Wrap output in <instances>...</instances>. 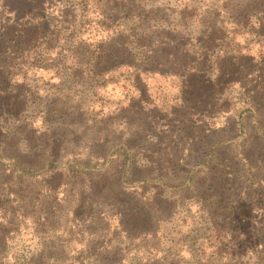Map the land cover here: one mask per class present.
Here are the masks:
<instances>
[{"label": "rangeland", "instance_id": "rangeland-1", "mask_svg": "<svg viewBox=\"0 0 264 264\" xmlns=\"http://www.w3.org/2000/svg\"><path fill=\"white\" fill-rule=\"evenodd\" d=\"M127 1L130 0L117 5L115 12L104 9L105 16H101V4H94L89 0H0V18L3 17L0 22L4 26H12V11H18L19 15L27 10L44 11L45 19L50 25H55L57 21L67 23L70 15L77 17V25L72 35L61 32L60 42L53 41L48 46L41 47L43 54L47 55L46 59L53 61L45 62L47 65L51 64L45 71L24 69L17 73L19 77L14 80L18 84L15 92L20 97L16 104L11 105L15 102L12 97L0 98V105L10 104L0 110V151L9 144L3 152L8 160L0 159V201L1 205L13 209L19 220L12 229L17 235L10 236L12 239L9 240L4 254H1L3 258L0 264H28L29 261L32 264H94L95 261L98 264H151L158 260L160 264L163 263L160 251L170 248L167 263H193L187 253L188 238L185 237L198 229L195 226L200 222L197 213L199 206L194 201L189 206V213L184 212L188 206L185 205L179 208L181 211L171 218L170 223L160 224V234L156 237H141L131 241L120 234L121 228L117 218L123 220L126 226L136 216H158V208L153 206V202L158 203L159 200L155 198L148 203L151 208L149 212L144 207L146 201L140 200L147 187L131 184V179L138 176L127 178V184L123 186L119 184L124 172L125 157L118 151L122 148L118 147H121L124 139L129 138L120 120L123 121L125 114L131 119L129 106L137 100L132 82L133 75L138 70L135 72L126 66L120 67L106 79V82L112 79L110 83L95 89L96 86L91 81L92 76L87 73L90 68L81 64L86 61L94 64L97 58L103 59L108 55L109 65L102 67L108 69L115 56H121L118 51L121 50L119 43L129 44L130 47L132 44L137 46L132 49L128 59L125 58L130 49L127 50V46L123 48L126 51L122 49L127 61L120 62V66L123 62L134 61L143 70L149 68L145 63L150 62L144 59L149 56V52L137 50L139 44L136 41L144 39L149 43H152L153 39H159L167 44L165 50L161 51L164 47L160 48L155 55L158 61L164 62L162 66L157 67L161 71L170 67L172 70L183 71L185 67L176 63L178 56L186 58L182 62L195 58L199 60L200 54L204 53L198 49L199 43L202 45L208 38L220 40L210 50L223 55V60L238 55L253 58L258 64L246 68L255 72L253 76L248 77L247 73L242 76L239 70L240 73L236 74L235 78L238 82L211 87L213 91L207 90L203 98L200 96V109L202 114L214 116L206 122L211 125V132L204 145L225 144L219 148L209 165H233V170H237L240 178L244 173L242 165L245 164L241 160L243 155L250 161L248 165L254 167L251 172L255 173L256 181L264 182V108L258 109L254 114L243 115L240 121L244 134H240L237 118L240 112L249 108L250 98L258 105L260 98L264 97L260 90L264 86L261 84L258 87L255 80L257 68H260L264 61V0H136L131 3L132 6L127 12L130 17L139 14L140 21H134L136 18L129 16L121 20L122 7L128 4ZM72 4H79L81 10L72 12L68 9ZM4 5L9 10L1 8ZM112 7L107 6L108 9ZM81 12L82 17H78ZM52 25L50 31L53 30ZM27 28L29 31L25 36L29 39L34 27L28 25ZM3 35L6 39L14 36L10 30L5 31ZM64 39L70 41L72 48L69 49L67 45L63 54H58V45H61ZM114 41L119 43L110 45ZM45 49L50 50L47 52ZM100 50L104 53L100 54ZM170 53L173 54V61L168 58ZM58 58L65 62L64 67L56 63ZM200 60L197 61V67L203 69L206 65L204 71L208 76L215 77L218 72L216 60L211 59L208 64ZM117 63L119 60L114 62V65ZM232 68L238 67L230 66L224 72L233 73ZM261 69L258 70L262 75L264 66H261ZM140 81L147 92L145 99L150 102L148 109H156L159 115L166 117L164 114L169 108L178 103L181 80L168 75L141 72ZM210 100L212 102H209ZM69 107L83 109V115L78 122L72 121L73 117L68 116L71 112L67 109ZM51 109H55L57 114L54 115ZM4 110L13 111V117L18 122L12 121L13 118H5L1 112ZM119 110H123L122 115ZM127 111H130L129 115ZM157 112L154 111V115H157ZM62 114L71 126L54 129V134H49L48 122H45V119L49 117L55 121ZM117 114L118 117H114ZM147 116L146 111L133 119L135 125L142 124L141 136H145L148 131L150 121ZM199 119L204 121V118ZM8 133L11 134L10 137H7ZM141 136L139 141L142 140ZM133 144L134 142L131 143ZM31 146H36V149ZM189 146H185L186 150H189L185 153L186 164L196 165L197 162H202L203 153L198 154V151ZM28 149L31 154H27ZM107 151L114 152L116 156L110 160L107 157L105 160H93L92 163L89 158L81 156L89 152L103 155ZM139 152L135 150L129 155L136 159ZM141 154L138 163L143 155L148 153ZM154 159L160 161L161 157L156 155ZM86 165H103L101 172L105 175L93 178L79 173L81 168L78 167ZM138 175L142 177L144 174ZM243 181L244 179H237L236 186L242 187ZM3 185L7 186L6 191ZM201 191L206 196L205 192ZM174 192L165 195L170 194L173 199V195L177 193ZM3 195L13 196L8 200ZM166 202H160L164 209L163 214L166 215L162 220L169 219L167 215L173 209V203H170V200ZM254 227V232H243L249 239L262 244L260 238L264 237V218ZM246 228L252 227L248 225ZM167 236L172 243L167 242ZM200 244L201 257L207 259L214 250L206 247L203 242ZM179 251L181 261L173 262L172 254ZM6 256H9L8 262H4Z\"/></svg>", "mask_w": 264, "mask_h": 264}, {"label": "trees", "instance_id": "trees-1", "mask_svg": "<svg viewBox=\"0 0 264 264\" xmlns=\"http://www.w3.org/2000/svg\"><path fill=\"white\" fill-rule=\"evenodd\" d=\"M82 1L84 2L85 0ZM89 1L94 4L100 3L102 12L99 11V15L102 16L103 14L105 16L104 9L115 12L117 10V5H121V3L125 0ZM134 2H136V0L127 1L128 4L122 7L121 13L123 14V18L121 20H124L128 16L130 17L127 9L132 6L131 3ZM108 5H112L113 7L108 9ZM1 8L9 10L5 5L1 6ZM68 9H71L73 12L75 10H81V7L79 8V4H72ZM12 12H14L12 13L14 14L12 26H4L0 22V98L3 99V97L8 96L10 98L12 97V100L14 99L13 101L15 102L11 103V105L14 106L17 102L16 100L20 97L19 94L15 92L18 84L14 80L19 77L17 73L24 69L45 71L51 64L47 65V63H45L50 59H46L47 55L43 54L44 50H42L41 47L48 46L53 41L60 42L59 36L61 32H68L72 35L75 31V26L77 25V17L75 15H70L67 23L57 21L55 25L51 24L53 26V30L50 31L51 25L48 20L45 19L44 11L40 12V10H27L24 13H21V15H19L18 11ZM152 13L153 11H151V14ZM133 15H131L130 18H136L134 21L141 20L139 14L136 16ZM143 15L144 13H142V16ZM78 17H82V12ZM2 18L3 17L0 18V21L3 20ZM262 21H264V17H262ZM118 22L116 24H118ZM28 25L34 27L32 32L29 34V39L25 36V34L29 31L27 28ZM8 30L14 34L11 39H6L5 35H3V33ZM219 41L220 40L208 38L204 41V43H202V45L199 43L198 46V49L202 50L204 52L203 54L206 55L203 56L201 53L199 60H202L200 61L208 64L211 62V59L216 60L218 75L216 74L215 77L207 75V72L204 71V69H206V65L203 69L197 67L199 65L197 63V61H199L198 58L182 62L185 61L186 58L178 56L176 63L185 67L183 71H177V69L172 70L171 67L162 71L157 69V67L162 66L164 62L156 59V52L158 49L160 50V48L163 47L164 49L161 51L165 50V46L167 45L159 39H153L152 43H149L146 39L136 41L139 44L138 48H136L137 50H145V52H149V56L144 58L150 62L145 63L149 65L148 69H144L145 71L142 67L140 68L136 65L134 61H131V63L123 62L120 66V62L128 59L132 53V49H135L137 46L132 44V47H130L129 44L126 45L125 43H119L116 41L110 45L114 46L115 43H119L121 50L118 51L119 53L121 52V56L116 55L115 60L111 61L112 64L108 69L102 68L109 65V61L107 59L108 55L103 59H101V57L97 58L94 64L89 61L81 64L90 68L87 73L92 76L91 81L94 82L96 86L95 89L103 88L104 84L110 83L112 79L107 82L106 79L111 77V75L115 73L114 70L120 67L126 66L129 69H134L135 72L138 70V72L133 75L132 88L136 91L137 100L129 106L131 119L127 118V115L125 114L122 117L124 118L123 121L120 120L125 126L124 131L127 134L126 136L129 138L126 137L127 139H124L121 143V147H118V149L122 148L118 151H121L123 154L122 156L125 157L123 165L124 172L121 174L119 184L123 186L124 184H127V178L138 176V178L131 179V184L147 187V191L144 192L145 195L143 194L142 198H140L141 201H146V204L144 203V207L146 208L145 210L150 212L151 208L148 203L157 198L159 201L158 203L153 202V206H157L159 214L158 216H154L156 220H154V217L150 214H145L142 218L136 216L132 218L133 220L127 223L126 226H124L123 220L117 218L119 227L121 228L120 234L126 236L131 241L138 240L141 237H156L160 234V224L162 225L164 222L167 224L170 223L171 218L176 214L178 215L179 211H181L179 208H183L185 205L188 206L185 208L184 212L189 213L188 210H190V204L196 202L199 206L197 213L199 216L198 219L200 220L197 225H199L200 228L196 225L195 227L198 229L191 231V235L185 237L188 238V244L186 245L188 250L187 253L190 254L193 261V263L190 264H264V237L260 238L262 240V244H258L255 240L249 239L246 233L243 232L244 230L254 232L256 229L254 225L259 224L264 218V186H262L264 182L256 181L257 177L255 173L251 172V170H254V167L248 165L250 161L242 155L241 160L245 165H242L244 166V170H242L244 173L240 176V178L244 179V181L242 182V187L236 186L237 179L240 178L236 173L237 170H233V165H209L211 159L214 158L219 148L225 144L204 145L205 139L211 132V125L206 122L209 119L214 118V116H207L205 113L202 114L203 111L200 109L202 106L200 96L203 98L207 90L213 91L211 87L215 88L221 84L232 85L234 82H238L235 81L237 80L235 78L236 74H239L240 71L242 72V76L247 73L248 77L253 76L255 73L250 71V69L246 70L248 66L256 63L253 58L238 55L236 57L232 56L230 59L225 57L228 58V60H223V55L210 50L211 48H214L215 43H218ZM67 45L69 49L72 48L70 41L68 39H64L63 43L58 45V54H63ZM124 47H126L127 50L128 48L130 49L125 59L124 52H122ZM49 50L50 49H45L47 52ZM123 51H126V49H123ZM103 53V50H100V54ZM168 58H171V61H173V54L170 53ZM117 60H119V63L114 65V62ZM50 61L53 63L52 60ZM55 61L61 67L65 66V62L63 60L58 58ZM260 65L264 66V61ZM230 66H237L238 68H232L231 70H234L233 73L224 72V70L227 71V68ZM261 66L260 68H257V76L255 79L257 85H259L258 87H260L261 84L264 86V79H262L264 73L262 71L261 75V71L258 70L261 69ZM141 72L168 75L171 77H177L181 80V90L179 92L178 103L169 108V110L164 114L166 117L159 115L156 109L153 110L157 112V115H154L153 110L148 109L150 102L145 99L147 92L140 81ZM260 90L264 96V88L261 87ZM251 92L253 91L251 90ZM258 92L259 91H257V93ZM249 100V108L240 112L237 116L239 119L238 129L240 134L243 133V126L240 121L243 115L245 113L254 114L258 109L261 110L260 108H264V97L260 98L261 102L258 103V105L254 104L251 98ZM209 102L212 101L210 100ZM9 105L10 104L7 103L0 105V110L1 108H5ZM209 107L211 106L209 105ZM67 109L71 111L68 113V116L73 117L71 120L74 122H78V119L83 115L82 108L69 107ZM146 111L148 112L147 119H149L150 124L147 128L148 131L145 129L147 134H145V136H141L143 132V129H141L142 124L135 125L133 119H135V116H138L142 114V112ZM218 111L220 112L221 109L219 108ZM1 112L5 118H13L12 121H15L16 123L18 122L13 117V111L10 110L7 112L4 110ZM51 112L54 115L57 114L55 109H51ZM122 112L123 110H119L121 115ZM129 112L127 111L126 113L129 115ZM114 117H118V114ZM200 117L204 118V121L199 119ZM45 122H48L47 130L51 135L54 134V129L65 127L66 125L71 126L69 121L64 117V114L57 117L55 121L47 117ZM79 127L84 128L83 126ZM257 128L259 129L258 126ZM10 135L11 134L8 133L7 137H10ZM139 135L141 136V141L138 140L140 137ZM180 138H182V140H180ZM61 139L64 140V138ZM133 142L134 144L131 145ZM186 145H190L189 147L194 148V151H198L196 152L198 154L199 152H202L203 155L201 156H203V161L197 162L196 165H187L185 153L189 152V150H186ZM143 146H145V148ZM8 147L9 144L5 145L1 149V160H8V157H6L3 153ZM31 148L36 149V146H31ZM135 150L140 151L138 154L139 157L136 159L129 155V153ZM142 152H147L148 154L143 155L142 160L138 163L142 156ZM27 154H31L30 149L27 150ZM156 155L161 157L160 161L156 160L157 158L154 159ZM81 156L89 158L91 160L89 162L92 163L93 160H105L106 157L110 160L112 157H115L116 154L114 152L109 153V151L103 155L89 152ZM247 167H249L248 169L250 170L246 169ZM78 168H81V170H78L79 173L93 178L105 175L104 172H101L103 165H86L85 167ZM140 173L144 175L139 177L138 174ZM244 184H246V186ZM3 186H5L6 191L7 186ZM201 190L205 192L204 194H206V196L203 195ZM172 191L177 192L173 195V199L170 197ZM248 191L250 194L247 193ZM169 192V196L165 195ZM147 195L148 197H146ZM12 196L13 195H3L5 199L11 198ZM167 200H170V203H173V209L167 215V217L169 216V219L162 220L161 218H164L166 215L163 214L164 209L162 208L161 203L166 204ZM16 216L17 214L13 211V209L9 208L7 205H1L0 201V260L3 258L1 254H4L7 245L10 243L9 240L12 239L10 236L17 235L16 231L12 230L15 223H19ZM248 225L252 228L247 229L246 226ZM169 236L171 237V235ZM165 239H167V242L172 243L168 236L165 237ZM201 242H203L206 247L213 248L214 250L211 255L207 257V259L201 257ZM170 251L171 248L169 250L160 251L163 256L161 260L163 263L160 264H174L167 263ZM172 255L170 256L173 257V262L178 263V261H181L179 258L180 251L173 253ZM8 257L9 256L5 257L4 262H8ZM18 260L19 259L17 258V261ZM204 260L208 261V263ZM95 262L94 264H98L97 261ZM158 262L159 260L157 262H152L151 264H157ZM28 264H32L31 261H29ZM33 264L37 263L34 262ZM72 264H74V262Z\"/></svg>", "mask_w": 264, "mask_h": 264}]
</instances>
